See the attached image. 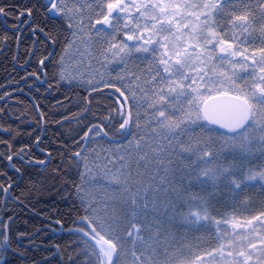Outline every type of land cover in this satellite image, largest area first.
Listing matches in <instances>:
<instances>
[{
	"label": "snow or ice",
	"instance_id": "6c2138e0",
	"mask_svg": "<svg viewBox=\"0 0 264 264\" xmlns=\"http://www.w3.org/2000/svg\"><path fill=\"white\" fill-rule=\"evenodd\" d=\"M9 16L0 50L15 45L17 60L31 37L25 78L83 91L76 115L56 122L75 121L58 153L34 131L17 148L0 121V264H264V0H0ZM101 89L115 95L105 115L91 111ZM16 111L0 107L27 115ZM48 165L75 214L51 221L68 239L45 245L18 210L31 193L12 188L27 177L40 193L33 170Z\"/></svg>",
	"mask_w": 264,
	"mask_h": 264
},
{
	"label": "trees",
	"instance_id": "16d2710c",
	"mask_svg": "<svg viewBox=\"0 0 264 264\" xmlns=\"http://www.w3.org/2000/svg\"><path fill=\"white\" fill-rule=\"evenodd\" d=\"M4 3L8 4H23L26 0H3ZM16 18L14 16H9L7 18L6 27L8 28L12 24H16ZM58 22L49 23L48 27L53 28L57 25ZM31 27V25H29ZM0 28H5L0 21ZM40 40L43 41L44 37L40 35ZM50 43V42H49ZM31 45V37L26 35L24 43L20 45L18 59L13 60V56L17 55V50L15 45L11 46V49L0 50V97H3L5 92L15 89V92L12 96H9L7 100L0 102V107H12L16 109V115H19L20 112H25L27 115L22 119H16V116L13 115H4L0 114V121H8L13 125V128L16 129L17 135L13 143L17 148H19L20 143H28L30 140H35V135H42L44 137L45 144H51L58 153L62 151L58 147L59 141L69 142L67 137L72 134L75 130V121L70 120L68 123H56L61 119V116L64 117H74L78 111V108L75 106L79 103V98L83 89L78 87H63L57 90L53 88L51 91L45 92L48 83L51 81L43 83H38L40 79L33 77L31 80L26 79L22 85L15 86V83L6 84V81L15 80L22 81L25 78V72H33L36 70V57H32L28 60V63H25V60L28 59V54L26 46ZM42 44H37V48L43 50ZM54 56L60 51V47L54 46ZM40 55V52L37 53V56ZM22 65H25L23 68ZM42 81V80H40ZM102 95L99 97H93V108L92 112L97 110L100 111L101 115L106 114L107 105L111 104L115 100V95L110 92H105L103 89L100 90ZM31 97H36L40 101L41 107L45 112L48 113V121L45 126L44 121H39V127L37 124V112L33 108V105L30 101ZM70 97L71 103H64V97ZM59 104V106H58ZM103 106V107H102ZM82 107V105H81ZM35 132V135H29L31 132ZM0 138L10 139L9 136L0 131ZM33 152L37 153L38 149L33 148ZM59 159L57 157V163ZM55 165H48L44 169L43 177H38L35 175V170H33L32 181L35 182L38 179L44 178L46 187L37 193L35 189L31 187L29 179L27 177L16 181V177L9 172V176L16 181L15 187L12 188L13 195H20L21 193L28 194L29 201L31 202L32 207L29 208L23 206L18 209L21 211L22 219L28 220V230H37L40 235L37 236V240L40 239V236L46 233L44 236L43 243L47 245L49 241L55 242L56 240L66 241L68 237L65 235V230L62 229V233L59 234V226L51 221L56 220L58 217H63L64 219H69L68 213L71 210L75 214V210L72 208V201L65 198L62 192H57L55 186H58L63 177L55 175L51 169H54ZM63 167V165H61ZM0 179H5L0 176ZM39 187V185H37ZM0 199H2V193H0ZM35 209V211L32 210Z\"/></svg>",
	"mask_w": 264,
	"mask_h": 264
},
{
	"label": "rangeland",
	"instance_id": "374dc122",
	"mask_svg": "<svg viewBox=\"0 0 264 264\" xmlns=\"http://www.w3.org/2000/svg\"><path fill=\"white\" fill-rule=\"evenodd\" d=\"M71 55H75V52L71 53L70 56H71ZM68 63H69V70H70V71H71L72 68H75V67H76L75 63L72 62L70 59H69ZM84 64H85V66L87 65V57L84 58ZM81 70H82V69H81ZM65 84H67V81H65ZM93 147L96 148V153L99 154V152H100V148H101V147H107V145L105 144L104 141H99V142H94L93 145H90V150H91V148H93ZM89 159L91 160L92 157H89ZM99 180H100V183H101V184H104V183H105V181L103 180V177H100Z\"/></svg>",
	"mask_w": 264,
	"mask_h": 264
},
{
	"label": "water",
	"instance_id": "95a60500",
	"mask_svg": "<svg viewBox=\"0 0 264 264\" xmlns=\"http://www.w3.org/2000/svg\"><path fill=\"white\" fill-rule=\"evenodd\" d=\"M27 60H29V59H27ZM28 63V62H27ZM25 65H22V67L21 68H23ZM25 80H26V78H24L22 81H20L19 83H15V85H17V86H19V85H22L23 84V82H25ZM38 83H43V80L42 81H38ZM30 98V101H31V103H32V105H33V102H32V99H31V96L29 97ZM0 102H3V99H0ZM36 110V109H35ZM36 112H37V110H36ZM26 210H28L25 206H23ZM61 231H62V229H60L58 232L59 233H61Z\"/></svg>",
	"mask_w": 264,
	"mask_h": 264
},
{
	"label": "flooded vegetation",
	"instance_id": "af4514ba",
	"mask_svg": "<svg viewBox=\"0 0 264 264\" xmlns=\"http://www.w3.org/2000/svg\"><path fill=\"white\" fill-rule=\"evenodd\" d=\"M0 21L2 22V25H3V27H5V28H7L6 27V23L4 22V20L3 19H0ZM17 22V21H16ZM21 23H22V21H21ZM29 28V25H25L24 27H23V31L25 32V33H27V29ZM19 30V29H18ZM41 36L43 37V35L41 34ZM53 48H54V46H53ZM53 54H54V50H53ZM16 86V85H15ZM62 233V232H61ZM61 233H59V234H61Z\"/></svg>",
	"mask_w": 264,
	"mask_h": 264
}]
</instances>
